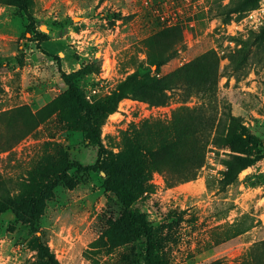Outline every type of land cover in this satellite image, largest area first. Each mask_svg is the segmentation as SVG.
I'll return each mask as SVG.
<instances>
[{
  "label": "rangeland",
  "instance_id": "rangeland-1",
  "mask_svg": "<svg viewBox=\"0 0 264 264\" xmlns=\"http://www.w3.org/2000/svg\"><path fill=\"white\" fill-rule=\"evenodd\" d=\"M33 1L32 20L0 5V112L23 104L33 111L44 107L66 89L59 67L67 74L81 73L77 85L93 103L136 70H143L141 78L159 80L202 56H215V103L219 123L226 121L223 136L232 135L226 138L231 144L208 146L205 164L193 181L169 187L163 174L154 173L153 190L134 209L145 212L160 230L170 264H264V158L237 175L230 172L231 165L264 154V40L251 46L262 39L263 27L250 29L245 21L251 12L247 4L243 0ZM236 3L243 11L226 16L222 7ZM260 8L264 0L258 1L256 9ZM37 33L46 39L38 42ZM248 50V60L241 61V53ZM162 53L169 60L158 70L154 62ZM234 56L239 63L236 73ZM96 89L100 93L94 95ZM167 94L170 99L160 107L123 100L101 130L107 150H122V131L133 126L143 130L145 122L170 125L180 110L203 104L201 96L186 99L182 90ZM227 112L241 125L232 127ZM241 135L244 140L238 144L234 138ZM247 135L260 138L258 147L246 141ZM51 144L66 149L71 163L87 166L98 160V149L85 135L54 116L11 151L0 153V182L15 190L28 181L30 172L48 156H56ZM175 162L165 160L169 167ZM75 178L74 190L55 189L36 235L61 264L141 262L143 244L114 247L109 240L110 224L120 218L123 206L103 189V174ZM32 237L30 228L12 212L3 214L0 264H41Z\"/></svg>",
  "mask_w": 264,
  "mask_h": 264
},
{
  "label": "trees",
  "instance_id": "trees-1",
  "mask_svg": "<svg viewBox=\"0 0 264 264\" xmlns=\"http://www.w3.org/2000/svg\"><path fill=\"white\" fill-rule=\"evenodd\" d=\"M258 1L242 2L247 4L246 9L252 11L257 8ZM0 5L16 9L29 20L33 19V0H0ZM222 9L228 17L243 11L239 3L226 5ZM227 22L225 20L224 24ZM260 35L262 39L257 38L255 42H251V46H258L263 42L264 26ZM37 38L38 42H42L46 35L37 33ZM241 54V61H245L248 60L250 51ZM54 59L57 64L60 63L58 57ZM168 60L169 57L162 53L157 57L154 66L159 70ZM232 64L233 73L239 72V63L235 56L232 58ZM141 72L143 70H136L120 82L108 96L91 103L87 101L83 89L77 85L81 73L67 74L59 67L58 75L66 89L44 107L33 111L29 105L23 104L0 112V153L11 151L54 116H58L71 131L84 134L89 144L98 149L97 162L84 166L71 163L66 149L51 144L56 156H48L46 163L30 172L28 181H23L15 190L0 182V217L12 212L20 223L30 228L34 234L30 243L37 251L41 264H61L42 237L36 235V226L48 201L54 198L55 189L58 187L74 190L78 186L75 175L92 172L103 174V189L123 206L120 218L110 224L109 240L112 246L139 242L144 246V254L141 262L133 261L132 264H170L164 254L160 230L148 221L145 212L136 211L134 207L144 194L153 190L150 181L154 173L163 174L169 187L193 181L205 164L208 146L226 147L232 142L226 138L232 135L224 137L226 121L222 119L219 123V108L215 103V56H202L159 80L150 76L141 78ZM174 90H182L186 99L199 95L203 98V104L195 110H180L170 125L145 122L143 130L133 126L122 131V150L119 153L107 150L101 139V130L123 100L133 99L160 107L170 99L167 93ZM225 117L232 127L241 125L240 119L232 116L231 112H227ZM243 140L242 135L234 138L238 144ZM246 141L258 147L260 138L247 135ZM263 158L264 154L258 153L250 160L231 165L230 172L237 175ZM165 160L176 162L169 167Z\"/></svg>",
  "mask_w": 264,
  "mask_h": 264
},
{
  "label": "built area",
  "instance_id": "built-area-1",
  "mask_svg": "<svg viewBox=\"0 0 264 264\" xmlns=\"http://www.w3.org/2000/svg\"><path fill=\"white\" fill-rule=\"evenodd\" d=\"M245 21L252 30H258L259 28L264 26V8L256 9L254 11L249 12ZM92 93L94 95L100 93L99 89L93 90ZM91 96H88L87 99L90 100Z\"/></svg>",
  "mask_w": 264,
  "mask_h": 264
},
{
  "label": "crops",
  "instance_id": "crops-1",
  "mask_svg": "<svg viewBox=\"0 0 264 264\" xmlns=\"http://www.w3.org/2000/svg\"><path fill=\"white\" fill-rule=\"evenodd\" d=\"M7 89H9V88H7ZM31 97H33V96H31Z\"/></svg>",
  "mask_w": 264,
  "mask_h": 264
}]
</instances>
